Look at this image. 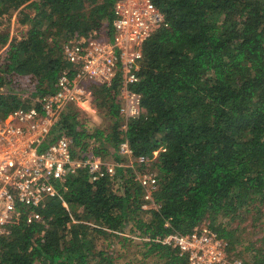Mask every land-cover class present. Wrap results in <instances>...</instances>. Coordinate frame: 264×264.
<instances>
[{"label": "trees", "instance_id": "obj_1", "mask_svg": "<svg viewBox=\"0 0 264 264\" xmlns=\"http://www.w3.org/2000/svg\"><path fill=\"white\" fill-rule=\"evenodd\" d=\"M115 2L0 0V122L56 91L73 38L111 35ZM153 3L167 27L144 43L139 81L130 86L141 97L140 117L124 125L119 76L93 87V103L109 108V126L84 129L71 107L54 131L72 138L74 153L107 162L119 161L128 141L134 158L147 163L98 181L85 168L71 175L41 209L44 224L20 218L0 237V264H114L95 242L118 238L130 224L141 244L139 259L128 264H189L163 239L206 221L244 260L245 230L232 224L264 204V0ZM16 12L28 28L12 37L1 26ZM148 164L158 179V208L145 211L137 178ZM247 250L245 264H264V238Z\"/></svg>", "mask_w": 264, "mask_h": 264}, {"label": "built area", "instance_id": "obj_2", "mask_svg": "<svg viewBox=\"0 0 264 264\" xmlns=\"http://www.w3.org/2000/svg\"><path fill=\"white\" fill-rule=\"evenodd\" d=\"M111 26L109 37H79L67 43L64 55L70 68L59 75L56 91L34 97L30 108H19L0 122V237H9L20 218L29 225L44 224L41 209L77 171L85 168L98 181L116 176L119 169L131 170L136 162L147 163L134 158L128 141L119 146V161L110 163L94 154L74 153L73 140L65 133L55 138L56 126L71 107L95 112L93 87L110 86L119 76L124 125L142 114L141 97L130 86L139 81L144 43L167 27L164 15L153 0H116ZM156 178L152 173L137 178L145 211L158 208L153 198ZM163 241L189 264H245L206 223Z\"/></svg>", "mask_w": 264, "mask_h": 264}, {"label": "rangeland", "instance_id": "obj_3", "mask_svg": "<svg viewBox=\"0 0 264 264\" xmlns=\"http://www.w3.org/2000/svg\"><path fill=\"white\" fill-rule=\"evenodd\" d=\"M19 14L18 12L14 13L9 18H6L1 29L5 32H9L12 37L21 36V34L27 30L28 27L19 23ZM101 37H106V35H102ZM96 106V105H95ZM109 111L108 107L97 108L95 109L96 113L93 112H83L77 110V108H72L71 114H76V120L81 123L79 125L84 129L95 130L100 127H107L110 125L109 119L105 118L106 112ZM108 162H114L113 160ZM152 173L154 174V170L151 164H148L146 167V171L144 174ZM250 213L245 214L244 212L241 214L240 218L233 222L232 226L236 227L239 225L241 230H245L242 234V246L240 249L243 251V258H250L251 253L249 250H246V247H254L260 248L262 245V239L264 238V204L263 205H255V207L250 208ZM147 217V215H145ZM245 219V221H244ZM221 222H228V219H220ZM209 224V221H206ZM131 225H128L124 234H121L118 238L113 239H99L96 240L97 250L104 251L109 258L113 260L114 264H128L133 263L136 259H139L137 255L138 247L141 244V241L134 237L131 233ZM132 236V241H128L126 244L121 243L124 237ZM125 244V245H124ZM246 252V253H245ZM249 255V256H248ZM150 264L154 263V259L149 260Z\"/></svg>", "mask_w": 264, "mask_h": 264}, {"label": "crops", "instance_id": "obj_4", "mask_svg": "<svg viewBox=\"0 0 264 264\" xmlns=\"http://www.w3.org/2000/svg\"><path fill=\"white\" fill-rule=\"evenodd\" d=\"M93 113H96V112H93Z\"/></svg>", "mask_w": 264, "mask_h": 264}]
</instances>
